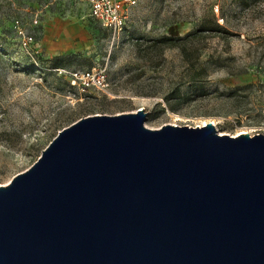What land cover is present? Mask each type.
I'll return each mask as SVG.
<instances>
[{
    "label": "water",
    "instance_id": "95a60500",
    "mask_svg": "<svg viewBox=\"0 0 264 264\" xmlns=\"http://www.w3.org/2000/svg\"><path fill=\"white\" fill-rule=\"evenodd\" d=\"M89 115L0 185V264H264V135Z\"/></svg>",
    "mask_w": 264,
    "mask_h": 264
},
{
    "label": "rangeland",
    "instance_id": "374dc122",
    "mask_svg": "<svg viewBox=\"0 0 264 264\" xmlns=\"http://www.w3.org/2000/svg\"><path fill=\"white\" fill-rule=\"evenodd\" d=\"M130 14L110 41L77 0H0V185L89 115L143 109L151 129L264 135V0H136ZM92 68L107 90L68 82Z\"/></svg>",
    "mask_w": 264,
    "mask_h": 264
},
{
    "label": "built area",
    "instance_id": "2783aa9c",
    "mask_svg": "<svg viewBox=\"0 0 264 264\" xmlns=\"http://www.w3.org/2000/svg\"><path fill=\"white\" fill-rule=\"evenodd\" d=\"M84 3L88 8V16L94 24L106 33V38L110 41L117 40L131 22V12L136 5V0H77ZM58 11H63L58 6ZM218 11V9L216 10ZM34 24H38V15L34 17ZM30 36L24 37V45L30 43ZM69 82L71 86H76L80 91L89 90L105 91L110 82L105 68H92L86 70H76L70 72Z\"/></svg>",
    "mask_w": 264,
    "mask_h": 264
},
{
    "label": "trees",
    "instance_id": "16d2710c",
    "mask_svg": "<svg viewBox=\"0 0 264 264\" xmlns=\"http://www.w3.org/2000/svg\"><path fill=\"white\" fill-rule=\"evenodd\" d=\"M95 25V24H94ZM216 26H218V24H215ZM96 26V25H95ZM97 27V26H96ZM202 27H204V23L202 24V26H201V28ZM219 27V26H218ZM97 29L100 31V32H102L98 27H97ZM202 29H206V28H202ZM102 35H103V37L104 38H106V33L105 32H102ZM54 67H56V65L54 66ZM69 82V81H68ZM70 83V82H69Z\"/></svg>",
    "mask_w": 264,
    "mask_h": 264
}]
</instances>
